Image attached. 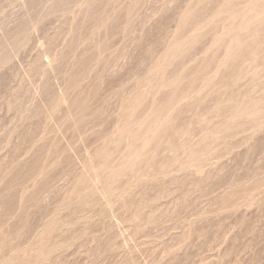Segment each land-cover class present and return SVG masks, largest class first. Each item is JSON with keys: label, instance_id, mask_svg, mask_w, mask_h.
Listing matches in <instances>:
<instances>
[{"label": "rangeland", "instance_id": "374dc122", "mask_svg": "<svg viewBox=\"0 0 264 264\" xmlns=\"http://www.w3.org/2000/svg\"><path fill=\"white\" fill-rule=\"evenodd\" d=\"M0 264H264V0H0Z\"/></svg>", "mask_w": 264, "mask_h": 264}]
</instances>
